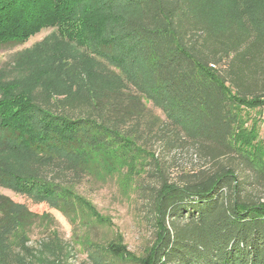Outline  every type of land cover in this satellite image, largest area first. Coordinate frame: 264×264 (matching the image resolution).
<instances>
[{
	"label": "trees",
	"instance_id": "16d2710c",
	"mask_svg": "<svg viewBox=\"0 0 264 264\" xmlns=\"http://www.w3.org/2000/svg\"><path fill=\"white\" fill-rule=\"evenodd\" d=\"M81 1L0 0V46L64 27V11ZM85 14L81 40L97 42L118 72L0 100V187L72 226L111 232L80 188L113 181L131 204L149 192L150 245L136 257L116 231L104 247L83 239L98 264H264V146L243 115L264 108V1L246 23L201 0H101ZM154 143L189 146L210 166L170 181ZM52 225L0 195V244L15 254L0 264H25L32 232L55 234Z\"/></svg>",
	"mask_w": 264,
	"mask_h": 264
},
{
	"label": "rangeland",
	"instance_id": "374dc122",
	"mask_svg": "<svg viewBox=\"0 0 264 264\" xmlns=\"http://www.w3.org/2000/svg\"><path fill=\"white\" fill-rule=\"evenodd\" d=\"M263 1L201 0L203 7L213 15L220 16L224 12H229L245 23L248 21L249 11ZM97 3L100 5L101 0L87 2L82 0L75 3L69 12L64 11V20L67 21L64 27H45L23 44L9 43L0 46V100L14 94L26 96L36 88L46 89L53 95L75 91L79 87L87 86L89 81L102 71L117 73L114 64L96 46L97 42L81 40L82 35L87 32L84 23H79L78 20L86 19L82 18L86 17V10L94 8ZM87 15L90 20H95L100 13L87 12ZM104 15L109 17L106 11ZM243 115L244 120L247 119L245 127L249 128L252 123L255 125L254 144L264 146V108L246 110L243 111ZM149 148L154 152L155 158L161 160L162 168L170 181L179 182L184 173L203 170L210 166L201 153L189 146L164 151L160 144L154 143ZM15 160L20 161V158ZM148 183L154 184L153 181ZM80 193L92 202L101 215L110 218L114 227L112 232L101 226L92 228L81 224L72 226L66 218L46 205H37L28 197L0 187V195L24 205L33 213L50 216L53 220L51 230L55 234L35 230L30 235L25 248L20 252L25 264H98L95 253H92L88 244H82V240L87 238L95 246L104 247L113 238L114 231L121 236V244L126 250L136 257L141 256L145 247L150 245L154 228L147 206L149 192H145L143 198L137 197V204H131L113 181L95 185L85 184L80 188ZM134 197L136 196L132 195L133 200ZM1 245L0 261L6 258L15 261L14 252Z\"/></svg>",
	"mask_w": 264,
	"mask_h": 264
}]
</instances>
